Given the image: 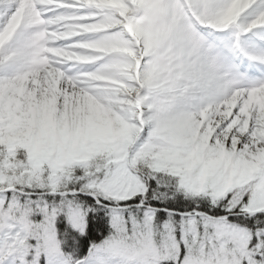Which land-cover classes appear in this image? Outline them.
<instances>
[{"label": "snow or ice", "instance_id": "1", "mask_svg": "<svg viewBox=\"0 0 264 264\" xmlns=\"http://www.w3.org/2000/svg\"><path fill=\"white\" fill-rule=\"evenodd\" d=\"M0 264H264V0H0Z\"/></svg>", "mask_w": 264, "mask_h": 264}]
</instances>
